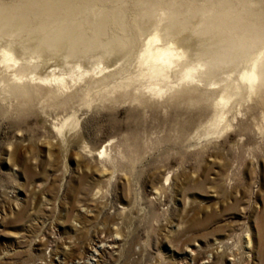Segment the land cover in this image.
I'll use <instances>...</instances> for the list:
<instances>
[{
	"label": "rangeland",
	"instance_id": "rangeland-1",
	"mask_svg": "<svg viewBox=\"0 0 264 264\" xmlns=\"http://www.w3.org/2000/svg\"><path fill=\"white\" fill-rule=\"evenodd\" d=\"M263 51L264 0H0V264H264Z\"/></svg>",
	"mask_w": 264,
	"mask_h": 264
},
{
	"label": "bare ground",
	"instance_id": "bare-ground-1",
	"mask_svg": "<svg viewBox=\"0 0 264 264\" xmlns=\"http://www.w3.org/2000/svg\"><path fill=\"white\" fill-rule=\"evenodd\" d=\"M164 15H166V13H164ZM228 17H230V14H226V18ZM10 31H12L13 33L17 32L16 29ZM162 38L163 35H161L160 33H156L153 38H150V40L147 42V49L144 55L140 57L142 59V62L146 64V67L150 72V76L153 78L163 77L164 75H166V70L171 65L173 64L177 65V63L180 61L179 59L189 56V52L187 50H182V51L179 50V47L176 46V41L172 46H164V47L155 46V43L160 42ZM3 55H5V59L7 61L14 60V54L11 49H7L6 51H4ZM263 55H264V51L261 52L259 56L256 57L254 63L252 62V65L250 64L251 68H249L248 71L242 74V79L250 83V85H247V87L249 88L253 89L254 87H260L264 85V61H263L264 59H261ZM228 61H231L232 63H237L239 65L242 63V61H238L231 57L230 58L225 57V58H218L217 61L213 63V67L219 69ZM186 68L188 69L186 70L185 78L195 80L197 78L196 75L197 67L187 66ZM237 89L241 90L242 86H238ZM223 100L228 101L230 100V97L227 96L226 98L223 97ZM95 252L96 253L94 254H97L98 249H96Z\"/></svg>",
	"mask_w": 264,
	"mask_h": 264
}]
</instances>
